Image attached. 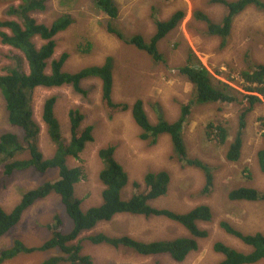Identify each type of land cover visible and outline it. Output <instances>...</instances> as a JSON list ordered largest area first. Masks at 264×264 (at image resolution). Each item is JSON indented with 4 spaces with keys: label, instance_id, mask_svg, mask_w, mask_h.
<instances>
[{
    "label": "rangeland",
    "instance_id": "obj_1",
    "mask_svg": "<svg viewBox=\"0 0 264 264\" xmlns=\"http://www.w3.org/2000/svg\"><path fill=\"white\" fill-rule=\"evenodd\" d=\"M115 1L119 13L111 22L114 27L127 37L140 34L146 41L155 31L151 16L153 11L154 17L160 20L168 18L176 10L184 11V17L177 27L156 45L162 56L161 60L154 59L132 45H124L108 34L104 27L108 17L93 0H44L45 9L31 13L37 23L50 25L62 14L74 19L66 30L55 36L56 48L52 57L47 60L46 72H49L51 59L58 58L63 52L69 55L63 65V70L67 72L102 64L104 58L111 55L114 69L113 99L129 105L136 99H141L149 121L155 123L160 118L159 114L168 121L175 120L180 113V106L195 99L191 83L179 72V67L184 66L187 61L197 60L213 75V79L225 81L242 93L245 92L239 86L240 70L246 69L248 62L264 64V13L254 7H248L234 18L230 34L222 47V39L210 36L206 31V24L193 16L195 10H200L218 22L224 12L220 5L209 3L208 0ZM11 3L17 4L18 1L0 0V21L14 18L7 15V8ZM33 43L36 47L42 44L39 38H33ZM88 45H91L90 48ZM11 69L27 73V62L21 51L0 43V74H6ZM81 86L87 91L85 94L77 93L66 85L54 88L36 87L29 102L33 118L39 126L38 148L44 158L52 157L55 150L41 119L43 102L47 97H56L54 114L65 139H69V109H78L84 114L82 125L93 127L92 141L85 144L77 158L67 160L70 167L81 169V177L74 185V194L81 200L82 209L101 203L103 186L98 179L101 160L97 152L100 148L111 145L115 148V159L122 165L129 179L122 190V198L127 199L141 189L134 188L133 181L142 186L145 173L164 169L170 177L168 191L150 202L153 207L185 212L205 203L212 212L210 221L198 223L200 228L208 231V235L198 239L197 249L180 262L172 261L166 254L142 257L121 247L83 240L82 253L90 256L92 264H216L222 258L213 251L212 246L216 241L240 251H248L250 248L221 229V221L228 222L243 233L264 234V202H233L227 198L230 189L241 186L264 191V172L259 170L256 161V152L262 145L257 118L264 113V99L247 116L242 134L243 146L237 162L225 159L227 144L221 146L210 141L206 137L205 127L213 118L226 122L232 133L228 142L231 141L238 115L248 105L246 99H242L237 93L242 103L193 104L184 128V138L188 153L212 168L213 188L209 194H203V173L197 168L183 166L173 158L167 135H162L155 143L149 144L139 137V128L133 122L129 110L115 114L112 118L106 116L100 104L101 88L98 79H84ZM4 132L20 133L8 122L5 101L0 91V135ZM28 157L26 153L17 156L19 159ZM56 176V170L38 172L33 169L14 171L6 176L0 162V206L5 211H10L27 190L54 180ZM56 217L62 222L63 232L70 230L72 222L65 213L59 196L52 192L36 200L22 213L19 222L0 237V249L9 247L16 239L29 247L40 246L50 238V226H56ZM98 232L110 236L128 234L127 236L142 241L170 240L188 235L180 224L164 217L119 214L112 220L97 225L94 230L82 233L78 238ZM57 253L55 249L23 253L1 264H42ZM254 264H264V260Z\"/></svg>",
    "mask_w": 264,
    "mask_h": 264
},
{
    "label": "trees",
    "instance_id": "obj_2",
    "mask_svg": "<svg viewBox=\"0 0 264 264\" xmlns=\"http://www.w3.org/2000/svg\"><path fill=\"white\" fill-rule=\"evenodd\" d=\"M7 8V15L14 17L0 21V43L18 49L22 52L28 66V72L11 69L6 74H0V91L5 101L8 122L19 130L4 132L0 135V162L3 164L4 174L11 175L14 171L33 169L38 172L56 170L54 180L42 183L36 188L27 190L10 211H5L0 206V237L10 231L20 220L22 213L36 200L42 199L50 193L59 196L65 213L72 222V227L63 232V225L56 217V226H50L51 236L37 247L26 246L16 239L6 248L0 249V264L11 260L20 254H30L35 251L56 250L58 253L44 260L42 264H92L89 255L82 253V241L88 240L93 244H107L112 247L124 248L142 257H154L166 254L172 261H182L190 252L197 249V240L208 235L206 229L200 228L198 222L211 220L212 212L209 205L198 204L188 211L176 212L165 208H155L150 202L164 195L169 184V173L166 170L149 171L144 174L142 186L132 182L134 188H140L129 198H122V190L128 184V175L122 165L114 157V146L102 147L97 155L101 160V168L98 179L103 186L101 203L99 205L82 209L81 200L74 194V185L81 177L79 167H70L68 158H77L87 142L92 141L93 127L83 126L84 114L78 109L68 110L69 139L61 135L60 124L54 114L56 97H47L42 106L41 119L46 125L47 134L55 145V150L50 158H44L38 148L39 126L35 122L30 107V96L36 87L54 88L70 86L77 93H86L81 82L87 78L98 79L100 82V104L108 118L115 114L130 111L133 122L139 128V137L153 144L162 135L170 139L173 158L181 165L199 169L204 175L203 194H209L213 188V171L209 164L188 153L184 128L188 123L193 104L200 103H242L245 98L247 106L238 115L237 126L232 140L228 137L232 134L230 127L213 118L205 127L206 137L214 143L224 146L227 144L225 159L229 162H237L243 146L242 134L246 125V119L256 104L264 99V64L254 61L248 62V67L240 70L238 76L239 86L245 92H239L237 88L230 86L225 81L213 79V75L199 62L187 61L179 67V72L184 75L192 85L190 102L180 106V113L173 121L161 117L151 123L144 111L141 99H136L132 105L115 101L112 97L113 89V59L111 55L104 58L102 64L88 65L75 72L63 70V65L69 57L63 52L56 59H51L49 72H46L47 60L52 57L56 48L55 36L66 30L73 22V18L67 14L56 17L50 25L37 23L31 16L35 11L45 9L44 0H16ZM97 7L106 14L108 22L104 25L105 31L121 41L124 45H132L136 49L150 54L154 59L161 60L156 45L169 31H172L184 17L183 10L174 11L168 18L160 20L152 18L155 31L148 41L140 34L130 37L125 36L111 23L118 16L119 9L115 0H93ZM209 3L223 7L224 12L220 21H213L206 13L195 10L193 16L207 26L210 36H218L224 47L225 39L231 31L234 18L248 7L264 13V0H208ZM33 38H39L43 43L36 47ZM90 48V45H88ZM88 52V50H85ZM190 55H193L191 52ZM188 54V56H190ZM248 55V54H246ZM195 56H193L194 58ZM200 61V60H198ZM237 93L242 99L237 97ZM258 129L261 132L262 145L256 152L258 168L264 172V113L257 118ZM26 153L28 158L19 159L18 155ZM230 201L264 202V191L253 187H236L227 193ZM211 213V216L209 213ZM119 214L142 215L145 217H164L180 224L188 233L170 240L142 241L136 238L123 236H110L104 232L91 233L80 237L82 233L94 230L104 222L112 220ZM226 221H221L219 226L227 234L238 239L243 245L250 247L248 251L237 250L223 242L216 241L212 248L222 258L216 264H254L264 260V234H253L238 231ZM75 241V242H74ZM155 264H160L159 262Z\"/></svg>",
    "mask_w": 264,
    "mask_h": 264
},
{
    "label": "bare ground",
    "instance_id": "obj_3",
    "mask_svg": "<svg viewBox=\"0 0 264 264\" xmlns=\"http://www.w3.org/2000/svg\"><path fill=\"white\" fill-rule=\"evenodd\" d=\"M41 43H43L42 41H41ZM91 46V45H90ZM77 71V70H76ZM167 190V189H166ZM168 191V190H167ZM164 196V195H163ZM208 207H210V206H208ZM167 208V207H166ZM169 208V207H168ZM171 211V210H170ZM209 213V212H208ZM210 214V216H211V213H209ZM199 223V222H198ZM228 224V223H227ZM239 231V230H238ZM128 235V234H127Z\"/></svg>",
    "mask_w": 264,
    "mask_h": 264
}]
</instances>
